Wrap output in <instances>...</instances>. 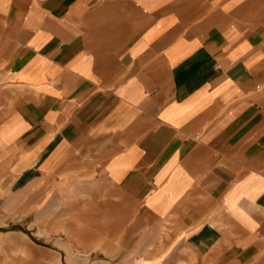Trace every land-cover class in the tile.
<instances>
[{
  "label": "crops",
  "instance_id": "obj_1",
  "mask_svg": "<svg viewBox=\"0 0 264 264\" xmlns=\"http://www.w3.org/2000/svg\"><path fill=\"white\" fill-rule=\"evenodd\" d=\"M0 163L100 262L264 264V0H0Z\"/></svg>",
  "mask_w": 264,
  "mask_h": 264
},
{
  "label": "rangeland",
  "instance_id": "obj_2",
  "mask_svg": "<svg viewBox=\"0 0 264 264\" xmlns=\"http://www.w3.org/2000/svg\"><path fill=\"white\" fill-rule=\"evenodd\" d=\"M0 168V264H107L98 261L106 256L103 254L106 250L104 242H93L98 236L93 231L99 229V221L104 225L108 223L110 219L107 216L94 218L89 210L85 212L89 215L84 213L78 218L77 205L80 203L75 202L76 195L73 193L71 198L74 200L67 203L58 217L51 219L48 213L44 218H39L40 224L35 225V214H30V208L33 209L35 203L29 199V187L21 185L25 176L12 173L6 166ZM61 222L69 232L72 233L73 230L69 240L77 246L76 249L67 251V255L61 251V244L56 242L53 233V229ZM135 222L136 216L128 224L134 225ZM151 228L152 225L149 224V231ZM76 229H84L83 239L81 235L75 234ZM104 233H101V239L108 237L107 231ZM121 237L123 240L124 235Z\"/></svg>",
  "mask_w": 264,
  "mask_h": 264
}]
</instances>
